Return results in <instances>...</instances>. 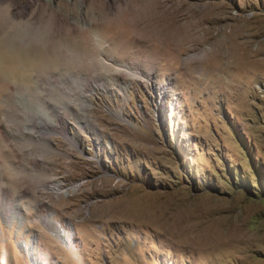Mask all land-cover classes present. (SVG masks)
Listing matches in <instances>:
<instances>
[{
  "label": "rangeland",
  "instance_id": "rangeland-1",
  "mask_svg": "<svg viewBox=\"0 0 264 264\" xmlns=\"http://www.w3.org/2000/svg\"><path fill=\"white\" fill-rule=\"evenodd\" d=\"M0 190V264H264V0H0Z\"/></svg>",
  "mask_w": 264,
  "mask_h": 264
},
{
  "label": "bare ground",
  "instance_id": "bare-ground-1",
  "mask_svg": "<svg viewBox=\"0 0 264 264\" xmlns=\"http://www.w3.org/2000/svg\"><path fill=\"white\" fill-rule=\"evenodd\" d=\"M117 68V67H116ZM123 70V72L125 71L124 69H122ZM128 69H126V71H127ZM117 71V70H116ZM129 71V70H128ZM121 72V71H120ZM80 103V102H79ZM46 116V115H45ZM48 118H50L51 119V117H48ZM59 118H62V116H60L59 115ZM66 120V119H65ZM49 122V120L46 118L44 121H42V120H40L38 123L39 124H44L45 122ZM52 122H53V124H55L56 122H55V120H51ZM67 121V120H66ZM65 122V121H64ZM63 123V122H62ZM64 125V124H63ZM66 128V127H65ZM31 130V129H30ZM29 130V131H30ZM29 131H28V133H29ZM63 131H64V127H63V130H62V128H61V133H63ZM32 133V132H31ZM60 133V134H61ZM67 135V134H66ZM32 136L34 137V138H37V139H41V140H47V143L49 142L50 143V140H51V133L50 132H42V133H37V134H32ZM72 140H74V141H76L75 139H74V137H72L71 138ZM52 142V141H51ZM53 188L55 189V190H57V191H61L62 190V188H64L63 187V185L61 186V184H56L55 186H53ZM65 191V190H64ZM0 194L2 195V193H1V190H0ZM2 197V196H1ZM3 199V198H2ZM6 204H3V202L0 200V209L2 210V211H7L6 212V214L8 213V211L9 212H11L12 210L11 209H7V207L5 206ZM7 209V210H6ZM15 210V209H14ZM17 210V209H16ZM5 213V212H4ZM10 213H8V215H9ZM55 225V224H54ZM58 228V227H57ZM60 230V229H59Z\"/></svg>",
  "mask_w": 264,
  "mask_h": 264
}]
</instances>
